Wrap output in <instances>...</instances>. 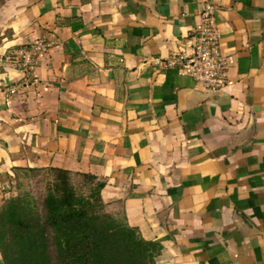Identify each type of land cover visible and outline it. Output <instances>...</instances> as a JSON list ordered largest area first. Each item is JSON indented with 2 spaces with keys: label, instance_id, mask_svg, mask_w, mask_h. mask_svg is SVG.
<instances>
[{
  "label": "crops",
  "instance_id": "crops-1",
  "mask_svg": "<svg viewBox=\"0 0 264 264\" xmlns=\"http://www.w3.org/2000/svg\"><path fill=\"white\" fill-rule=\"evenodd\" d=\"M205 3L228 57L217 93L149 63ZM41 40L37 84L13 89L5 57ZM41 169L102 183L156 264H264V0H0V206Z\"/></svg>",
  "mask_w": 264,
  "mask_h": 264
},
{
  "label": "trees",
  "instance_id": "trees-1",
  "mask_svg": "<svg viewBox=\"0 0 264 264\" xmlns=\"http://www.w3.org/2000/svg\"><path fill=\"white\" fill-rule=\"evenodd\" d=\"M49 171L54 178L41 215L22 216L19 203L11 198L1 208L2 264H156L157 243L144 240L124 220L120 224L102 213V183L81 175L96 182L93 192L82 196L71 182V173Z\"/></svg>",
  "mask_w": 264,
  "mask_h": 264
},
{
  "label": "built area",
  "instance_id": "built-area-1",
  "mask_svg": "<svg viewBox=\"0 0 264 264\" xmlns=\"http://www.w3.org/2000/svg\"><path fill=\"white\" fill-rule=\"evenodd\" d=\"M215 13L216 7L205 3L198 13V24L190 30L188 43L170 53L167 58H153L149 63L157 69H176L209 93L221 91L227 85L228 57L220 49ZM53 44L43 40L36 41L8 53L5 61L24 74L23 82L13 89L37 84V80L31 77L36 60L47 53Z\"/></svg>",
  "mask_w": 264,
  "mask_h": 264
},
{
  "label": "rangeland",
  "instance_id": "rangeland-1",
  "mask_svg": "<svg viewBox=\"0 0 264 264\" xmlns=\"http://www.w3.org/2000/svg\"><path fill=\"white\" fill-rule=\"evenodd\" d=\"M53 178L54 174L50 172L49 169L31 171L29 174L20 178L16 195L11 199H16L17 203H19V208L17 209L19 213H22V216L32 217L36 214L41 215L44 212L45 200L50 192L49 188ZM71 182L74 185L77 194L82 196H87L93 192L96 183L85 181L81 175L72 174ZM8 201L9 200L4 202V204L2 203L3 205L1 204L2 206H0V210L7 205ZM14 209V207L9 208V210L12 211ZM102 213L110 215L117 223H124L120 212H108L105 206H103Z\"/></svg>",
  "mask_w": 264,
  "mask_h": 264
}]
</instances>
